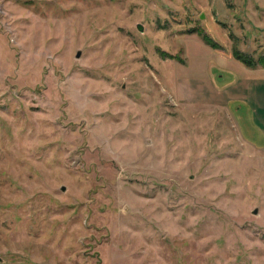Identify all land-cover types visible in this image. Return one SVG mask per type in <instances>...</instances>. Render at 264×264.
Instances as JSON below:
<instances>
[{
    "label": "rangeland",
    "instance_id": "obj_1",
    "mask_svg": "<svg viewBox=\"0 0 264 264\" xmlns=\"http://www.w3.org/2000/svg\"><path fill=\"white\" fill-rule=\"evenodd\" d=\"M233 49L264 56V0H0V264H264Z\"/></svg>",
    "mask_w": 264,
    "mask_h": 264
},
{
    "label": "trees",
    "instance_id": "obj_2",
    "mask_svg": "<svg viewBox=\"0 0 264 264\" xmlns=\"http://www.w3.org/2000/svg\"><path fill=\"white\" fill-rule=\"evenodd\" d=\"M201 32V31H200ZM200 36L209 44H212L214 46H217L212 39L206 34L201 33ZM161 55L165 56L168 55L169 58H175L177 55H171L170 53H166V51L161 50ZM232 57H234L236 60L242 62L244 65H246L249 68H255L257 66H263L264 67V56H259L257 59L253 56L246 54L244 52H241L237 49L232 50Z\"/></svg>",
    "mask_w": 264,
    "mask_h": 264
},
{
    "label": "water",
    "instance_id": "obj_3",
    "mask_svg": "<svg viewBox=\"0 0 264 264\" xmlns=\"http://www.w3.org/2000/svg\"><path fill=\"white\" fill-rule=\"evenodd\" d=\"M137 28L141 31L142 30V26L140 25V24H138L137 25ZM80 55V52L79 51H77V53H76V57H78ZM64 187H62V189H63ZM256 211H257V209H254L253 210V213H256Z\"/></svg>",
    "mask_w": 264,
    "mask_h": 264
},
{
    "label": "crops",
    "instance_id": "obj_4",
    "mask_svg": "<svg viewBox=\"0 0 264 264\" xmlns=\"http://www.w3.org/2000/svg\"><path fill=\"white\" fill-rule=\"evenodd\" d=\"M259 67V68H258ZM264 67L263 66H257V67H255V68H253V69H255V70H261V69H263Z\"/></svg>",
    "mask_w": 264,
    "mask_h": 264
}]
</instances>
